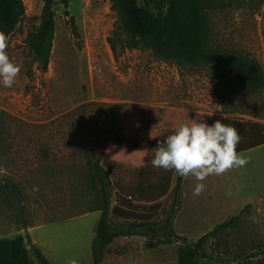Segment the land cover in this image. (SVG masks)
Instances as JSON below:
<instances>
[{"label":"rangeland","instance_id":"374dc122","mask_svg":"<svg viewBox=\"0 0 264 264\" xmlns=\"http://www.w3.org/2000/svg\"><path fill=\"white\" fill-rule=\"evenodd\" d=\"M21 1L24 18L6 39L7 54L20 72L12 88L0 86V237L95 212L98 198L90 187L86 160L95 155L92 147L98 138L123 139H110L102 150L112 184L110 210L121 191L131 204L129 218L143 215L156 222L168 210L170 197L155 206L134 191L138 184H146L140 172L148 142L193 120L211 125L207 118H229L264 125V88L256 94L237 91L223 108L214 97L206 66H177L137 50L124 51L115 59L106 42L117 25L109 0L69 2L67 12L77 39L66 24L63 7L53 8V45L47 72L41 75L23 41L38 26L43 0ZM209 1L212 48L245 56L264 72V0ZM139 5L158 13L156 0H142ZM86 104L104 106L61 122ZM240 154L248 163L207 177L199 196L192 195L197 181L185 179L174 234L195 242L246 207L237 227L219 240V246L242 247L246 254L263 247L264 145ZM5 186L18 194L10 197ZM82 221L92 224L91 218ZM109 226L117 231L126 224L110 217ZM9 248L14 252V245L0 243V263L12 258L5 254ZM177 249L178 244L164 238L133 236L117 238L108 257L122 264H176ZM239 264H264V259Z\"/></svg>","mask_w":264,"mask_h":264},{"label":"trees","instance_id":"16d2710c","mask_svg":"<svg viewBox=\"0 0 264 264\" xmlns=\"http://www.w3.org/2000/svg\"><path fill=\"white\" fill-rule=\"evenodd\" d=\"M71 0H43L38 26L27 34L23 45L28 51L38 72H47L52 50L55 21L53 8L60 4L64 9L66 24L72 36L77 39L78 34L74 20L68 15L67 6ZM142 0H109L110 10L116 16V29L106 39L112 56L117 59L124 51H147L158 61L177 66L207 67V76L212 87L214 97L221 107H227L237 91L256 94L264 88V72L253 60L230 53L226 50L214 49L211 46L210 30L207 18L209 0H156L159 8L155 15L141 7ZM25 10L21 0H0V33L10 37L24 18ZM104 105L86 104L62 117L61 122L72 117L75 113L87 111ZM220 120L237 129L241 140L236 147L238 153H243L264 145V125L254 122H240L229 118H207L214 123ZM166 136L154 139L144 146L146 152L145 168L140 172L143 182L134 191L140 198H147L155 206L165 196L171 199L169 208L162 213L160 220L147 221L146 218L131 219V204L126 201L122 193H117L114 207L110 210L112 184L109 165L103 159V148L110 139L123 141L119 136L105 139L98 138L92 149L95 155L87 158L89 182L93 194L98 198L95 212L99 218L93 229L91 241V264H101L106 249L117 238L138 236L141 238H164L178 244L176 264H198L207 261L213 264H239L258 258L264 259V245L259 251L246 254L245 249L238 247L231 249L224 246L221 249L219 240L226 237L237 226L243 210L217 225L211 231L202 235L195 242L177 236L172 230L176 212L180 208L182 185L185 178L179 177L174 171L154 168L150 161L153 150ZM143 148V147H142ZM11 188V186H9ZM7 186V194L13 198L18 192ZM132 196V195H130ZM134 208V207H132ZM135 210V209H133ZM146 211V210H145ZM138 214V213H137ZM118 219L126 226L122 230H112L109 218ZM27 248L37 264H50L40 250L25 236ZM153 244H148L152 248Z\"/></svg>","mask_w":264,"mask_h":264},{"label":"clouds","instance_id":"9594fccd","mask_svg":"<svg viewBox=\"0 0 264 264\" xmlns=\"http://www.w3.org/2000/svg\"><path fill=\"white\" fill-rule=\"evenodd\" d=\"M6 36L0 33V86L12 88L20 67L11 62L6 51ZM241 136L236 128L216 120L211 125L191 121L180 124L153 150L154 168L174 171L179 177L194 178L192 195L205 189L203 181L211 175H222L230 169L243 168L248 160L236 151ZM67 264H76L69 260Z\"/></svg>","mask_w":264,"mask_h":264},{"label":"crops","instance_id":"0c3cea01","mask_svg":"<svg viewBox=\"0 0 264 264\" xmlns=\"http://www.w3.org/2000/svg\"><path fill=\"white\" fill-rule=\"evenodd\" d=\"M89 218L92 220L91 225L88 221H82ZM98 218V212H91L59 222L21 228L10 237H0V243L14 245V252L11 248L5 251V254L12 258L0 264H37L26 247L25 235L50 264H67L69 260L75 261L76 264H91V241ZM85 225H89L88 232L84 231ZM115 241L116 239L113 243ZM112 244L106 249L101 264H122L117 259H109L108 250Z\"/></svg>","mask_w":264,"mask_h":264}]
</instances>
